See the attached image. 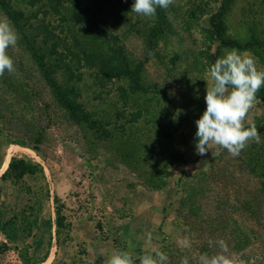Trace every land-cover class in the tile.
I'll return each mask as SVG.
<instances>
[{
	"label": "rangeland",
	"instance_id": "rangeland-1",
	"mask_svg": "<svg viewBox=\"0 0 264 264\" xmlns=\"http://www.w3.org/2000/svg\"><path fill=\"white\" fill-rule=\"evenodd\" d=\"M83 2L105 20L112 43L122 46L126 62L149 91L143 98H152L150 93L156 92L159 99L146 104L142 99L131 100L132 80L98 85L93 71L86 68L76 84L79 102L102 121L92 130L74 125L39 77L41 71L28 54L27 40L17 31V46L7 50L15 70L0 76V167L9 151V161L24 159L37 169L18 181L1 179L6 169L0 171V264H102L114 248L131 250L134 256L154 255L158 248L167 254V264H180L185 256L189 264H195L194 256L219 251L190 236L188 199L204 177L206 183L211 180L204 219H214V187L221 186L227 200L219 213L220 221L226 223L224 232L235 241L242 229L239 224L246 221L251 233L264 234L252 222L256 215L247 220L241 211L231 213L229 208L231 193L242 197L249 193L254 199L255 182L233 174L234 157L226 150L216 155L212 147L201 156L195 148V121L206 108L204 96L210 84L207 70L225 49L235 48L227 44L253 43L249 49H235L250 51L257 67L264 69V0H175L167 10L157 8L152 18L131 12L134 0ZM61 12L64 17L77 13L68 5ZM0 16H6L1 8ZM63 79L56 75L59 83ZM121 89L126 93L120 97ZM257 98H264V88ZM137 105L146 109L137 122L129 124V114ZM162 110L168 111V119L162 117ZM248 119L255 122L263 140L264 102L250 110ZM160 140L167 142V153L179 161L170 167L165 187L153 191L143 184L157 176L155 149ZM146 143L150 144L148 160L142 157ZM218 164L220 171L215 175L221 181L217 183L210 173L216 172ZM54 196L60 199L64 217L60 230L54 224ZM258 219L264 220L263 210ZM11 222L21 230L17 240L10 241L5 232ZM149 232L151 247L142 238ZM183 236L191 240L189 249L177 245ZM228 247L237 254L235 245ZM246 247L264 257L263 243L256 248L249 241Z\"/></svg>",
	"mask_w": 264,
	"mask_h": 264
},
{
	"label": "trees",
	"instance_id": "trees-1",
	"mask_svg": "<svg viewBox=\"0 0 264 264\" xmlns=\"http://www.w3.org/2000/svg\"><path fill=\"white\" fill-rule=\"evenodd\" d=\"M67 5L72 6L77 13L64 17L61 9ZM0 8L12 22L15 29L20 31L21 37L27 40L28 54L37 61V68L41 71L39 77H42L46 85L51 88L54 101L66 112L67 119L74 125L92 130L97 123L102 121L93 118L92 113L88 112L79 102L80 92L76 84L82 80V70L86 68L93 71L92 76L95 84L103 85L108 80H128L130 83V80H132L133 83L129 85L131 100L139 101L142 99L143 104L148 103L149 100L153 101L154 98L158 101L157 96L159 95L156 92L150 93L153 99L143 98V96L149 94V91L140 84L137 71L131 69L126 62L122 46H119L116 42L112 43L114 39H112L113 36L109 32L110 28L105 20L97 17V14L86 6L83 0H0ZM24 26L28 29L26 33L24 32ZM97 29L109 39L106 40V37H100ZM251 44L249 42L242 45L232 41L227 45L238 49H249ZM57 74L64 78L63 83L56 80ZM34 80L40 82L38 77ZM37 84L34 83L32 86L35 87ZM120 91V97L122 93L123 95L126 93L122 89ZM260 100L264 102V98ZM137 106L135 112L129 114V124L137 122L143 116L142 114L146 108L141 105V107ZM119 113L124 116L122 111ZM161 115L163 118L168 119L169 117L168 111L162 110ZM162 128L164 127H159L161 132L164 130ZM261 141L260 144L250 142L240 152L239 156L233 158L232 165L233 174L235 172L241 173L248 176L250 183L255 182L257 185L256 197L252 199L249 193L244 194L246 197H242L238 192L231 193L229 196L233 200L230 201L229 208L231 213L241 211V214L246 216L245 219L247 220H251L256 215V220L252 222L258 224L257 229L264 230V220L258 219L262 210L264 213V139ZM144 146L143 149L146 150L143 152L142 157L144 160H148L150 157H147V153L150 144L146 143V147ZM166 147L167 142L164 140H160L156 144L157 176L143 184L144 187L153 191L165 187L170 177V167L176 161H179L178 157L167 153ZM220 164L217 165L216 172L212 171L210 173L211 178L220 171ZM36 169L37 167L28 161L12 157L6 170L1 175V179L9 178L18 181L26 175H34ZM216 175L214 182L218 183L221 179L217 178ZM206 180L207 177H204L200 188L194 189L188 199L190 200L188 201L190 202L188 209L190 236L193 235L195 240L200 241L201 244L210 240L215 242L218 239H223L227 245L236 246V249L233 250L237 251L238 256L245 264H264L263 254L260 259L258 254L246 247L249 241H252L256 248L261 243L264 244V234L259 231L251 233L250 231H253V229L250 226H245L246 221H244L245 225L243 223L239 224L242 229L238 231L237 237H234L235 241L230 233L224 232L226 223L220 221L219 218L220 208L222 204L227 202L224 187H214L213 212H215V216L214 219H204L203 215L209 207V204L206 203L205 193L209 190L211 181L206 183ZM177 182L179 184V180ZM53 202L56 206L54 224L60 230L64 220L62 206L59 205L60 199L57 196L53 197ZM255 210L258 211L254 212ZM200 215H202V218ZM48 224L51 226L50 222ZM19 230H21L20 226L18 227L16 223L11 222L5 235L10 241L17 240L18 235L16 233ZM214 248L218 247L214 246ZM2 249L0 248V251ZM209 254L213 253L210 252Z\"/></svg>",
	"mask_w": 264,
	"mask_h": 264
},
{
	"label": "clouds",
	"instance_id": "clouds-1",
	"mask_svg": "<svg viewBox=\"0 0 264 264\" xmlns=\"http://www.w3.org/2000/svg\"><path fill=\"white\" fill-rule=\"evenodd\" d=\"M174 3L175 0H134L131 12L152 18L157 8L167 10ZM19 38L12 22L6 16H0V76L5 71L12 73L15 70L14 61L7 50L15 48ZM207 75L210 84L205 90L206 108L195 121L196 151L203 156L215 147L216 155L226 150L231 156L237 157L250 142H262L257 126L248 119V114L255 105L262 103L257 93L264 88V69L257 67L250 51L233 48L225 49L224 55L208 68ZM142 238L146 246H152L150 232ZM177 245L189 249L191 240L187 236L180 237ZM209 246H216L219 251L194 256L195 264H245L236 253L230 252L225 240H210ZM168 259L167 254L158 248L154 250V255L136 256L131 250L114 248L103 258L102 264H136V261L139 264H167ZM180 264H189V258L183 257Z\"/></svg>",
	"mask_w": 264,
	"mask_h": 264
},
{
	"label": "bare ground",
	"instance_id": "bare-ground-1",
	"mask_svg": "<svg viewBox=\"0 0 264 264\" xmlns=\"http://www.w3.org/2000/svg\"><path fill=\"white\" fill-rule=\"evenodd\" d=\"M12 149H14V148H12ZM9 155H10V153H9V151H8V153H7V155L5 156V158H4L3 162H2V165H1V167H0V171H1V172L4 171V170L6 169V167H7V165H8V162H9Z\"/></svg>",
	"mask_w": 264,
	"mask_h": 264
}]
</instances>
